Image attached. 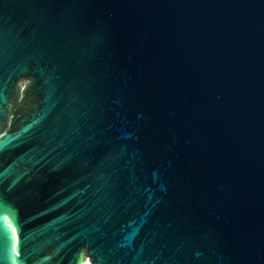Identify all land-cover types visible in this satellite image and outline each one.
I'll return each instance as SVG.
<instances>
[{
	"label": "water",
	"instance_id": "95a60500",
	"mask_svg": "<svg viewBox=\"0 0 264 264\" xmlns=\"http://www.w3.org/2000/svg\"><path fill=\"white\" fill-rule=\"evenodd\" d=\"M0 264H264V0H0Z\"/></svg>",
	"mask_w": 264,
	"mask_h": 264
}]
</instances>
